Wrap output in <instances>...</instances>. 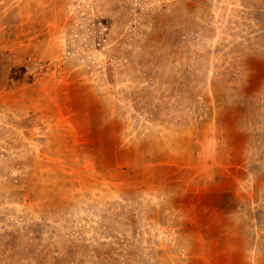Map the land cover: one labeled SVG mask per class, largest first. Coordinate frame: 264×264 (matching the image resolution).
<instances>
[{"label":"rangeland","instance_id":"rangeland-1","mask_svg":"<svg viewBox=\"0 0 264 264\" xmlns=\"http://www.w3.org/2000/svg\"><path fill=\"white\" fill-rule=\"evenodd\" d=\"M0 264H264V0H0Z\"/></svg>","mask_w":264,"mask_h":264}]
</instances>
